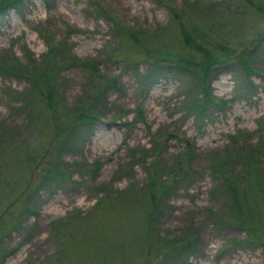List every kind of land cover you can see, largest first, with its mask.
I'll use <instances>...</instances> for the list:
<instances>
[{
	"label": "rangeland",
	"instance_id": "1",
	"mask_svg": "<svg viewBox=\"0 0 264 264\" xmlns=\"http://www.w3.org/2000/svg\"><path fill=\"white\" fill-rule=\"evenodd\" d=\"M0 65V264H264V0H23Z\"/></svg>",
	"mask_w": 264,
	"mask_h": 264
},
{
	"label": "trees",
	"instance_id": "2",
	"mask_svg": "<svg viewBox=\"0 0 264 264\" xmlns=\"http://www.w3.org/2000/svg\"><path fill=\"white\" fill-rule=\"evenodd\" d=\"M23 4V0H2L1 2H0V14H2V13H4V11L5 10H7L8 9V7H15L16 9L17 8H19V4ZM132 63V61L131 60H128L127 61V65L128 64H131ZM173 63H179L180 65H178L180 68H181V64L182 63H188V61L187 60H177V61H175V62H173ZM179 67H176L175 65H169V64H166V63H160V64H158V65H156V66H153L152 68L151 67H149L150 68V70H149V72H148V74H147V76H148V78H151V77H157L160 73H164V71H173L174 69H177V71H180V69H179ZM186 67H188V70L190 69V68H192L193 69V67H195L192 63H190L189 64V66H186ZM0 68H2V65H0ZM242 69H243V67H242ZM12 70V69H11ZM11 70L9 71V72H11ZM24 70L25 69H22L21 70V68H19V69H17V70H15L14 72L15 73H22V72H24ZM36 72H37V70H35ZM38 73V72H37ZM25 74L28 76V81L30 82V84L31 85H34V87H35V89H36V87L38 86V84L37 83H39L40 84V75H38V74H34V72L32 73V72H25ZM210 74H211V71H210ZM245 74H246V78H247V76L249 75L248 74V70H245ZM47 77H48V75H46L45 76V78H43L42 80H41V82L42 83H46L47 82ZM247 83H248V85H249V89H252L251 87H253L251 84H250V82L249 81H247ZM42 85V84H41ZM46 89H47V91L48 90H51L50 88H49V86H46ZM206 93L204 94V95H202V98H203V100H202V103H201V106H198L197 107V109H198V111H197V113L199 114V113H201V114H204L205 113V111L207 110V106L210 104V105H214L213 104V102L208 98L209 96H211L210 95V92L209 91H206V90H204ZM53 91L51 90V91H48V95H49V98H48V104L49 105H51L52 106V108H53V111L54 110H56L57 109V105H54V97H53V93H52ZM204 101H207V102H205L204 103ZM55 116V115H54ZM84 119H89L87 122H89L90 124H92V122L91 121H94L96 118L95 117H88V118H84V117H82V119H81V117L79 116V117H77V121L75 122V121H71V125H72V128H73V130L74 131H70L69 130V136H71V135H75L76 133H77V131H78V127H79V125L84 121ZM53 120V119H52ZM81 122V123H80ZM89 125V124H88ZM81 127H83V126H80L79 128H81ZM88 127V126H87ZM63 132H65V130L63 131ZM254 153L255 151L253 150V151H249V153ZM216 164L214 165V172H216V170H218V166H219V161H217V162H215ZM220 169V168H219ZM217 173V172H216ZM216 173H214L215 175H216ZM223 175H225V173L224 174H222L221 176H223ZM222 179H224V181H226L227 180V182H229L230 181V179L229 178H222ZM155 187L157 188V190L159 191V193L160 194H163L168 188H169V185H168V183H166V184H155V185H153V188L152 189H155ZM232 192H234V193H237L235 190H234V188L233 187H231V189H230ZM213 191L215 192V194H216V191H217V194H219L218 192H219V190L218 189H216V188H214L213 189ZM154 201H156L155 199H154ZM240 210V209H239ZM211 212V211H210ZM214 214H216V213H214ZM217 215V214H216ZM218 222V226L219 225H221L222 223H219V221H217ZM224 224V223H223ZM179 239H182L181 241L182 242H185L186 240H188V238H179ZM178 241V240H177ZM188 241H190V243L188 244V246H186V244L185 245H183L184 247L186 246V247H190V249H192L194 252L195 251H199V247H197V234L196 233H192L191 235H190V240H188ZM173 247H177V245H174ZM171 250H173V249H171ZM173 253V255H176L177 257H183V254L181 253V252H172ZM167 257H169V256H167ZM179 259V258H178Z\"/></svg>",
	"mask_w": 264,
	"mask_h": 264
}]
</instances>
